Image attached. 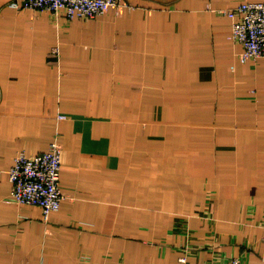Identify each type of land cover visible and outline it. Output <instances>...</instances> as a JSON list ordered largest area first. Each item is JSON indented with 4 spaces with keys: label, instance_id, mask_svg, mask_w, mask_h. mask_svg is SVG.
<instances>
[{
    "label": "crops",
    "instance_id": "1",
    "mask_svg": "<svg viewBox=\"0 0 264 264\" xmlns=\"http://www.w3.org/2000/svg\"><path fill=\"white\" fill-rule=\"evenodd\" d=\"M11 1L0 264H264V58L241 60L223 12L259 0H123L90 19ZM55 138L65 198L46 220L9 175Z\"/></svg>",
    "mask_w": 264,
    "mask_h": 264
},
{
    "label": "built area",
    "instance_id": "2",
    "mask_svg": "<svg viewBox=\"0 0 264 264\" xmlns=\"http://www.w3.org/2000/svg\"><path fill=\"white\" fill-rule=\"evenodd\" d=\"M10 5L17 9L49 10L55 16L64 11L69 19L76 16L84 19L95 18L123 5L134 7L123 0H12ZM223 12L233 20L232 36L243 45L241 60L246 62L249 59L264 58V0L244 1ZM59 48L56 45L53 50L59 54ZM62 148L55 138L47 151L34 155L19 153L10 169L12 199L20 204L40 206L46 220L52 212L60 209L65 198L61 186ZM229 264L244 263L240 258L234 257Z\"/></svg>",
    "mask_w": 264,
    "mask_h": 264
}]
</instances>
